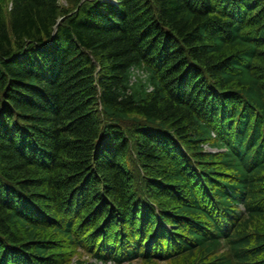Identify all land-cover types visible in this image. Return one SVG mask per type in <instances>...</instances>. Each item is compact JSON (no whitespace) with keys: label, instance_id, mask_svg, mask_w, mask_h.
I'll list each match as a JSON object with an SVG mask.
<instances>
[{"label":"trees","instance_id":"16d2710c","mask_svg":"<svg viewBox=\"0 0 264 264\" xmlns=\"http://www.w3.org/2000/svg\"><path fill=\"white\" fill-rule=\"evenodd\" d=\"M74 1L0 0V264H264V0Z\"/></svg>","mask_w":264,"mask_h":264},{"label":"rangeland","instance_id":"374dc122","mask_svg":"<svg viewBox=\"0 0 264 264\" xmlns=\"http://www.w3.org/2000/svg\"><path fill=\"white\" fill-rule=\"evenodd\" d=\"M3 1V5L4 8L6 9V13H7V9L10 5V0H2ZM61 8L62 9H66V10H70L72 9L76 4L77 1L75 2L74 0H59ZM81 2V1H80ZM207 148H210L209 145H206ZM226 250H222L220 251V253H226ZM216 256V253H212L210 255V258H214ZM77 258H89V256L87 255V252H85L84 250L78 249L73 253V262L75 263V260ZM178 260H174L173 258H168V259H161V260H154V261H145V260H134L132 262H123V263H116L114 261H108V262H103L101 260H96L95 264H190L189 263V259L185 258V255H181L178 256Z\"/></svg>","mask_w":264,"mask_h":264},{"label":"clouds","instance_id":"9594fccd","mask_svg":"<svg viewBox=\"0 0 264 264\" xmlns=\"http://www.w3.org/2000/svg\"><path fill=\"white\" fill-rule=\"evenodd\" d=\"M138 72L140 73V79L138 84L145 85L147 88H151L152 85L150 83L151 72L146 70V65L141 62Z\"/></svg>","mask_w":264,"mask_h":264},{"label":"bare ground","instance_id":"6f19581e","mask_svg":"<svg viewBox=\"0 0 264 264\" xmlns=\"http://www.w3.org/2000/svg\"><path fill=\"white\" fill-rule=\"evenodd\" d=\"M45 42V41H44Z\"/></svg>","mask_w":264,"mask_h":264}]
</instances>
